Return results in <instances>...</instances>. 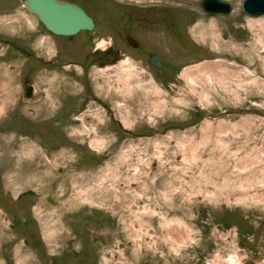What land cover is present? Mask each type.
Masks as SVG:
<instances>
[{
	"label": "rangeland",
	"instance_id": "rangeland-1",
	"mask_svg": "<svg viewBox=\"0 0 264 264\" xmlns=\"http://www.w3.org/2000/svg\"><path fill=\"white\" fill-rule=\"evenodd\" d=\"M88 1L99 38L83 49V32L71 40L51 37L22 0H0V264H264V15L245 16L242 0H227L232 11L213 16L200 0ZM124 31L142 46L120 45L125 59L114 66L60 67ZM10 42L34 48L35 56L49 57L55 44L63 51L48 66ZM151 53L162 56L160 69L147 62ZM211 61L249 75L226 81L231 90H224L200 73L205 87L189 83L200 99L183 74ZM25 78L33 80L37 101L19 96ZM86 88L110 98L107 106L127 126L139 120L188 126L161 140L119 141L115 157L80 167L70 162L79 168L57 173L66 146L57 155L46 122L64 119ZM84 97L83 112L102 120L100 103ZM83 124L80 132L97 131ZM30 126L46 142L24 135ZM12 210L20 225L11 230ZM174 226L187 229L180 243L169 240Z\"/></svg>",
	"mask_w": 264,
	"mask_h": 264
},
{
	"label": "flooded vegetation",
	"instance_id": "flooded-vegetation-1",
	"mask_svg": "<svg viewBox=\"0 0 264 264\" xmlns=\"http://www.w3.org/2000/svg\"><path fill=\"white\" fill-rule=\"evenodd\" d=\"M67 1L73 2V3L77 4L78 6H80L92 18V21L94 23L93 28L91 30L80 31V32H83L85 34V40L80 42L81 47L84 49V45L95 44V42L97 41L96 39L99 37H97L95 39L94 35H93L94 29L96 27V20L89 13V8H88V6L90 5L89 1L88 0H67ZM129 5L131 6L134 4H129ZM31 16H33V15H31ZM33 17L37 20V18L35 16H33ZM40 27L44 31H46L49 34V36L61 37L64 40L65 39L71 40V39H73V37L75 35H77L79 33L78 32L77 34H75L73 36H59V35H54L51 32H49L48 30H46L45 27L41 23H40ZM116 38L118 39V41H116L112 37V38H109L108 40H106L105 43H103L102 47L100 45L93 47L90 51L83 53L82 58H80L79 60H75V59L64 60L61 63H59V65L63 69L65 67L66 68L72 67L74 69L75 66H80V68H84V67L88 68V67H91L95 64H97L99 67H104L107 65H113L114 66L118 62L125 59V55H124L123 51L121 50L120 45L127 44L132 49H138L139 47L142 46L141 43L137 40V38L134 35H132L129 31H124V32H121L119 34H116ZM128 38L131 39V43L129 42ZM132 44H135V47ZM9 45L13 46L14 49L18 50L19 52L26 54L29 58H32L35 61L42 63V64H46L48 66H51L54 63V61L57 60L61 56L62 51H63V49L61 47H58L55 44V46H54L55 49L52 52V54H50L51 57L50 56L47 57V55L43 54V53H42V55H36L35 56V53L33 51L34 48H31L28 50L23 45L15 44L14 42H10ZM45 55H46V57H45ZM152 55L159 56L161 58L162 65H163L162 56L158 53H151L149 55V57L147 59V62L149 64L154 66L152 63H150V58L152 57ZM26 81H28V83L33 85L32 86L33 87L32 97L30 99H25L26 92L24 89V83ZM85 84L88 86V81H87V83L85 82ZM91 92H92V90L90 88L84 89V95L82 98H80L78 100V103L74 104L73 106L68 105L69 106L68 108L72 109V110L64 116V119L59 120V121H55V122H53V121L46 122V123H49L51 126V127H48V132H47L48 134H46L47 136L49 135V138L54 141L51 144H55L56 146L59 145L58 147H55V149H54V150H56L57 155H60L62 153V152L61 153L58 152L57 149L62 147V146H66L65 152L61 155L63 157L60 156V158H62V159H59V160H62V162L59 163V165H58L59 167L57 166V168H55L57 173H64V171L74 172L80 167L79 165L82 164V162L84 163L85 161L93 160L99 164L100 161H105V160L111 159V157L116 155L114 152L115 146L113 144H117V142H119V141H121V143H122V142H125L127 140L138 141V140H149V139H154V138L161 140V138L162 137L164 138V136L168 132H170L171 130L185 129L188 126V124H186V125L182 124L181 127H178L176 125V122L175 123H169V124H166L165 122H153V124H150V123L145 122L143 120L135 121L132 124V126H127L126 123H124L120 118H117L116 114L114 112H112V108L110 106H107V104L110 105L109 104V102H111L110 98L105 97V99H103V97H101V96L98 97V95H96V93L92 94ZM37 93L38 92H37V89L35 87L33 80H29L28 78H25L21 81V87L19 90L20 95L19 96L25 102L29 101V100H31V101L36 100L37 101ZM86 94L89 95L90 98H93V100L95 102H99L100 105L103 107L102 116L104 118L102 120H96L97 118L95 116L84 113V112H88L87 105H85L83 103L84 101L87 100L86 99L87 97H84ZM45 95H46V91H41L40 97H43ZM67 97L68 96L63 97L64 101H67ZM60 99H62V98L60 97ZM62 103H63V101H62ZM63 106H65V104H62V108H63ZM35 107H36V105H35ZM51 108L56 109L57 106L54 105ZM64 108H66V106ZM75 111L77 114L78 113L84 114L83 117L71 115ZM16 112H18V111H16ZM90 119H92V120H90ZM15 122L16 121H13L11 124H15ZM31 122L29 124H32V125L34 123L37 124L36 121H33V123H31ZM83 123L96 124V127L95 126L94 127L97 128V131H95L96 129H93V131H89L88 133L85 131L80 132L79 130H77L79 128V126L86 128ZM193 124H196V122L195 123L193 122ZM32 129H34V128H32L31 126L27 127V128L24 127L23 134L27 135V136H29L31 134L34 135L35 134L34 131H36V130H32ZM95 135H102L108 141H104L105 142V144H104L102 142V140H95L94 139ZM35 136H38V139L44 140L45 142L48 139L47 136H41V134H39V133L35 134ZM44 137H45V139H44ZM81 137H82V140H81ZM48 153H51V152L49 151ZM47 157L48 156H46L45 158L47 159ZM70 162H73L74 165H78L79 167L73 166ZM54 174L55 173H53L52 175H54ZM66 174H68V173H65L63 175H66ZM77 180H78V178H75L74 182H76ZM76 183H78V182H76ZM131 187H133V189L131 188L130 194L132 195L131 199H133V198H135V187L136 186L134 185V183H132ZM78 192H79V190H78ZM24 194L34 196V190H25ZM21 196L22 195H19L16 198L15 202H18V200L21 198ZM128 198L130 199L129 194H128ZM140 202H144L143 198H141ZM8 214L9 215L7 217L10 218V229L12 230L14 228H17L18 225H20L19 224L20 223V217H19L20 214L16 211H13V210H12V213L8 212ZM28 214L30 215V218H29L30 221L32 223L34 222V224H35V218L31 217V214H32L31 213V206H29V208H28ZM70 221H73V219H70ZM28 224H29L28 221H25L23 225L27 226ZM70 233H72L71 230H70L69 234ZM71 239H72L71 235L66 239V243H65L66 248L65 249H67L69 247L70 243L68 241H70ZM69 252H70V250H69ZM70 253L72 254V251ZM59 255L63 256L64 254L63 255L59 254Z\"/></svg>",
	"mask_w": 264,
	"mask_h": 264
},
{
	"label": "water",
	"instance_id": "water-1",
	"mask_svg": "<svg viewBox=\"0 0 264 264\" xmlns=\"http://www.w3.org/2000/svg\"><path fill=\"white\" fill-rule=\"evenodd\" d=\"M24 11L33 15L54 35L73 36L82 30L93 28L92 18L77 4L67 0H22ZM201 9L213 15H226L230 13L232 6L227 0H200ZM242 9L249 17L256 18L264 15V0H243ZM131 43V39L128 38ZM135 47V44H132ZM157 69L162 67L161 58L152 55L150 58ZM25 98L32 97V85L24 83Z\"/></svg>",
	"mask_w": 264,
	"mask_h": 264
},
{
	"label": "bare ground",
	"instance_id": "bare-ground-1",
	"mask_svg": "<svg viewBox=\"0 0 264 264\" xmlns=\"http://www.w3.org/2000/svg\"><path fill=\"white\" fill-rule=\"evenodd\" d=\"M200 73L210 75L211 78L213 80H216L224 90H228V89L231 90L230 88H228V86L230 87V85L227 86L226 81L229 82V80L237 79L240 73L241 74L246 73L245 76L249 75L243 68L241 67L238 68L232 64L224 63L222 61L205 62L193 69H187L183 74V78L186 82H188L189 85L188 87L192 89V91H195V94L197 93L200 99L203 98L202 94L198 93L197 90H194L193 84H189L192 83V81L195 83L198 81L199 84H202V86L205 87L204 86L205 83H203V81L199 82L200 77L198 76L200 75ZM220 128L222 127L220 126ZM186 234H187V229L185 228V226L183 229L182 228L178 229V227L176 226L171 227V229L169 230V240H173L175 242L180 243V239L185 238ZM226 264H230V263H226Z\"/></svg>",
	"mask_w": 264,
	"mask_h": 264
}]
</instances>
